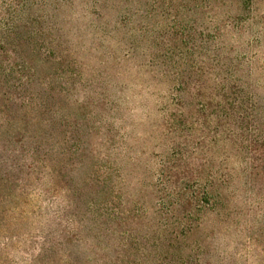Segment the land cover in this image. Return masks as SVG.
Segmentation results:
<instances>
[{
    "label": "trees",
    "instance_id": "1",
    "mask_svg": "<svg viewBox=\"0 0 264 264\" xmlns=\"http://www.w3.org/2000/svg\"><path fill=\"white\" fill-rule=\"evenodd\" d=\"M73 3L0 0V264H237L212 253L207 222L233 215L231 158L247 161L249 182L264 177L261 96L215 50L208 68L161 72L172 77L174 121L205 130L176 145L174 225L161 218L158 194L155 206L139 199L132 209L127 142L105 112L116 106L113 91L125 92L115 79L135 78L133 54L84 46L62 18L84 16Z\"/></svg>",
    "mask_w": 264,
    "mask_h": 264
},
{
    "label": "rangeland",
    "instance_id": "2",
    "mask_svg": "<svg viewBox=\"0 0 264 264\" xmlns=\"http://www.w3.org/2000/svg\"><path fill=\"white\" fill-rule=\"evenodd\" d=\"M99 4L105 9L96 12L89 0H74L73 9L84 16L67 12L62 18L70 17V28L80 34L84 46L93 42L104 53L133 54L128 64L136 79H115L126 87L125 92L112 90V100L121 109L114 104L105 113L127 142L122 160L132 209L139 199L155 206L158 194L167 202L161 207V218L174 225L170 201L178 179L174 174H179L174 169L176 145L184 144L185 138L199 140L205 129L193 126L192 120L186 126L174 121L172 77L161 72L174 66L208 68V50H215L222 63L238 69L264 105V0H99ZM100 28L106 29L107 38ZM92 55L86 54L84 60L99 69L101 63ZM219 152L212 157L223 170L226 165ZM246 163L231 158L227 165L234 180L229 190L236 191L229 205L233 215L208 219L209 235L215 237L209 241L210 250L215 256H232L237 264H264V177L249 182V172L242 173Z\"/></svg>",
    "mask_w": 264,
    "mask_h": 264
}]
</instances>
